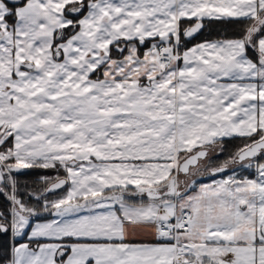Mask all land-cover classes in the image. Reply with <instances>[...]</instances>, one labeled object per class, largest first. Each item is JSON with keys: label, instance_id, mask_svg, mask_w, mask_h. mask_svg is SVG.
Wrapping results in <instances>:
<instances>
[{"label": "snow or ice", "instance_id": "snow-or-ice-1", "mask_svg": "<svg viewBox=\"0 0 264 264\" xmlns=\"http://www.w3.org/2000/svg\"><path fill=\"white\" fill-rule=\"evenodd\" d=\"M0 264H264V0H0Z\"/></svg>", "mask_w": 264, "mask_h": 264}, {"label": "trees", "instance_id": "trees-1", "mask_svg": "<svg viewBox=\"0 0 264 264\" xmlns=\"http://www.w3.org/2000/svg\"><path fill=\"white\" fill-rule=\"evenodd\" d=\"M243 25L240 24H229V25H220L216 28L215 33L213 34V36L209 37V33L206 31L203 35H197L196 38H194L191 43L188 45H192L196 42H201L205 39L208 38H217V36H236L239 35L241 29H242ZM242 143V141L240 139H233L230 142H226L224 147H225V151L219 156L218 159H213L212 164L216 165V164H220L222 163L225 159H227L231 153L233 151H235V149ZM213 156L215 157L216 154L214 153ZM28 174L27 175H22L20 177V180L22 183H33L34 181H38L40 176L42 175H53V171L52 170H48L47 172L43 171V170H27ZM62 174V173H61ZM244 174V173H242ZM247 174V173H245ZM211 179L209 176L205 177L204 181ZM59 195H63V190H61L59 193ZM55 198V197H52Z\"/></svg>", "mask_w": 264, "mask_h": 264}, {"label": "crops", "instance_id": "crops-1", "mask_svg": "<svg viewBox=\"0 0 264 264\" xmlns=\"http://www.w3.org/2000/svg\"><path fill=\"white\" fill-rule=\"evenodd\" d=\"M196 43H199V42H196ZM196 43H194V44H196ZM194 44H192V45H194ZM192 45H190V46H192ZM205 177H207V176L205 175L203 177H198V178H203L204 179ZM219 178H220L219 176L216 177V179H219ZM199 180H201V179H199ZM210 182H211V179H209L208 181H203L201 183H210ZM133 242H137L138 243V242H152V241L150 240V238H147V237H137V238H134Z\"/></svg>", "mask_w": 264, "mask_h": 264}, {"label": "rangeland", "instance_id": "rangeland-1", "mask_svg": "<svg viewBox=\"0 0 264 264\" xmlns=\"http://www.w3.org/2000/svg\"><path fill=\"white\" fill-rule=\"evenodd\" d=\"M197 179H198V182H200V183L204 181V180H202L203 178H197ZM199 179H201V180H199ZM206 181H208V180H206Z\"/></svg>", "mask_w": 264, "mask_h": 264}]
</instances>
